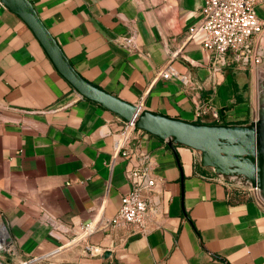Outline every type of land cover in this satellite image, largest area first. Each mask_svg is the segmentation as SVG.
Wrapping results in <instances>:
<instances>
[{
	"label": "crops",
	"instance_id": "obj_1",
	"mask_svg": "<svg viewBox=\"0 0 264 264\" xmlns=\"http://www.w3.org/2000/svg\"><path fill=\"white\" fill-rule=\"evenodd\" d=\"M30 1L75 70L107 92L184 121L251 122L256 72L218 70L204 32H190L205 0ZM255 9L264 26V0ZM168 65L177 78L160 76ZM197 103L220 121L211 113L197 118ZM125 129L74 91L0 2V223L15 247L2 253L8 263L264 264V203L246 181L203 167L201 155L183 146L178 161L166 142L139 129L132 158H124L117 146ZM135 168L155 181L143 192L147 233L108 225L132 190ZM91 223L98 230L85 237Z\"/></svg>",
	"mask_w": 264,
	"mask_h": 264
},
{
	"label": "water",
	"instance_id": "obj_2",
	"mask_svg": "<svg viewBox=\"0 0 264 264\" xmlns=\"http://www.w3.org/2000/svg\"><path fill=\"white\" fill-rule=\"evenodd\" d=\"M31 29L58 74L81 97L125 123L166 142L179 161L177 146L201 155V165L216 174L244 178L264 203V63L256 69L257 116L247 125L205 124L171 118L131 104L81 76L45 26L30 0H0ZM264 49V39L262 43ZM14 250L4 249L1 253ZM109 258L106 251L99 256Z\"/></svg>",
	"mask_w": 264,
	"mask_h": 264
},
{
	"label": "built area",
	"instance_id": "obj_3",
	"mask_svg": "<svg viewBox=\"0 0 264 264\" xmlns=\"http://www.w3.org/2000/svg\"><path fill=\"white\" fill-rule=\"evenodd\" d=\"M256 3L257 0H205L200 25L192 27L190 32L191 34H196L200 30L204 32L203 46L213 52L214 65L219 68L218 70L235 65L257 68L264 63L263 37L261 36L264 26L257 15ZM127 43L134 46L132 38L127 39ZM160 76L169 80L177 78L178 74L171 65H168L160 72ZM210 113L215 120L220 121L217 111L210 112V109L197 103V118L203 119ZM137 129L134 124L126 123V129L117 146V154L127 159L132 158L129 144L132 133ZM129 177L132 190L122 198L118 213L108 222V225L129 226L141 233H147L151 206L149 200L143 196V192L153 187L155 181L142 168H135L130 172ZM232 178L246 181L240 177ZM245 183L254 196L262 201L258 189L253 188L247 181ZM97 230L98 226L93 223L86 225L85 237L94 234ZM10 244L8 234L0 223V264H10L1 253L4 249L9 250ZM91 251L94 254H101L103 250L93 248Z\"/></svg>",
	"mask_w": 264,
	"mask_h": 264
},
{
	"label": "rangeland",
	"instance_id": "obj_4",
	"mask_svg": "<svg viewBox=\"0 0 264 264\" xmlns=\"http://www.w3.org/2000/svg\"><path fill=\"white\" fill-rule=\"evenodd\" d=\"M248 69H252L256 72L257 68H253L252 66H250L248 67ZM249 84H250V95H249L250 111H249L248 121H253L256 119L257 116V74L256 76L249 78Z\"/></svg>",
	"mask_w": 264,
	"mask_h": 264
}]
</instances>
